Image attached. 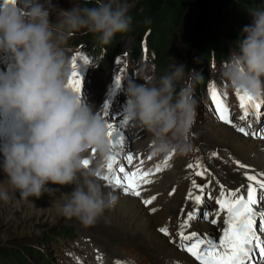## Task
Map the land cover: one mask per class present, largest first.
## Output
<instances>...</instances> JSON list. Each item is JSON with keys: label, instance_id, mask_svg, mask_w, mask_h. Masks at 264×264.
Here are the masks:
<instances>
[{"label": "clouds", "instance_id": "obj_1", "mask_svg": "<svg viewBox=\"0 0 264 264\" xmlns=\"http://www.w3.org/2000/svg\"><path fill=\"white\" fill-rule=\"evenodd\" d=\"M72 4L57 10L51 0H0V56L8 64V71L0 72V119L12 121L0 135V171L21 200L55 195L49 184L70 187L61 212L88 228L118 203L101 181L117 146L110 141L108 122L69 85L77 68L67 42L86 32L110 45L131 31L133 18L127 0ZM248 11L252 23L223 62L222 78L229 92L264 101V2ZM185 77V67L176 64L159 77H142L143 83L126 81L123 121L149 134L153 157L194 151L196 95L204 79L194 71ZM9 199L0 189V201Z\"/></svg>", "mask_w": 264, "mask_h": 264}, {"label": "rangeland", "instance_id": "obj_2", "mask_svg": "<svg viewBox=\"0 0 264 264\" xmlns=\"http://www.w3.org/2000/svg\"><path fill=\"white\" fill-rule=\"evenodd\" d=\"M78 2H82V0H78ZM127 2L130 4L129 14L132 17L136 9L137 0H127ZM51 3L57 10H69L73 7L72 0H51ZM255 6H258V4H255ZM238 16L241 21L233 20L235 27L232 32L235 36H238V32L240 31L243 33L244 27L252 23V17L249 12H237L235 18L238 19ZM162 17V15H159L158 18L156 17L154 20L155 24L151 27V38L153 41L154 37H159L157 26L158 21ZM50 20L52 23L56 22L55 12L50 17ZM141 27L142 23L138 19H133L131 31L123 35L118 34L110 45H104L103 51L105 56L102 60H99V63L95 65H91L90 63L85 64L86 73L81 92L83 97L94 106V110L97 109V105L103 98L110 79V86L114 85L118 75L121 76L122 80L124 72L127 73L130 79H133L131 77L132 71H130L132 67L126 59L129 52L133 53L143 40H147L145 33L147 28H143L140 32L139 29ZM167 32L168 36L175 42V52L177 53V56L172 55L168 57L167 72H170L176 64L184 66L183 63L187 54L179 45L180 31L178 24L168 26ZM244 35L238 36L239 40L244 38ZM165 40H167V37ZM239 40H224L225 43L220 48L224 61L232 50L235 49V45ZM94 42L97 41L91 34L86 32L76 33L67 42V47L70 49L68 55L71 57V52L75 48L77 49V46L83 45L86 49V46L89 44H97ZM150 45L146 46L149 52H147L145 46H142L143 53L141 54L140 52L139 55H141H138L137 59L135 57V60L133 58L131 62L135 70L142 66L143 70L148 72V75L154 74L156 77H159L161 76V65L158 61L157 45L154 43ZM85 56L88 58L87 55ZM83 66L84 64L82 66L79 63L77 64V71L80 77L82 76L80 72ZM207 66L210 67V64ZM192 69L194 71V66H192ZM7 71V58L0 56V72L6 73ZM194 72L199 74V71ZM218 72L222 73L219 61L208 72V75H210L208 90H203V87L200 91L197 89V117L192 133L196 139L199 137V140H197L199 143L195 147L199 148L201 152L213 147L220 148L219 153L216 152L215 156L211 155L214 158L202 157V160L205 162V164H202V167L208 169L219 166L221 173L226 174L237 186H240L244 182V172H248L249 169L255 174L264 172L262 169L252 168L248 161L238 153L237 148L243 149L252 145L251 147L254 152L257 153L256 151L260 149L259 146L264 145V139L241 136L228 128L227 124L220 121L216 110L209 103V96L207 94L208 91H211L213 85L216 86L221 98L225 100L229 112L232 108L224 93L221 92L223 78L217 75ZM212 75L215 76L213 77ZM185 79H187V70ZM124 97H126L124 92L117 94L113 107L118 108L117 104L122 102ZM119 119L117 127H123L126 129V133L132 137L131 141H128L129 138L127 139L126 151L133 152V148L140 149L147 140H150L149 134L145 131L132 124H124L123 116ZM11 124V120H6L0 135L10 128ZM137 139L140 140L136 141ZM204 156H207V153ZM240 161L247 167H240V165H243ZM156 164L161 165L158 162ZM179 165L180 162L177 165V169L174 168L172 172L168 173L167 185L169 184V186H164L161 180L154 187L160 193L163 188L166 187V191L172 184L177 183L175 194L170 197L163 194L153 204L156 207L158 206V208H162L159 212L154 213L145 208L137 196L131 194L118 196L115 194L118 197V203L113 208V212L111 210L108 212L112 213L113 224L114 222L116 224L119 222L125 224L124 226L127 227L125 231L117 230V228L112 229L111 226H107L101 220L95 226L85 228L76 219L66 218L61 212L62 196L63 193L71 191L70 187L65 188L49 184L50 188L55 189V195L49 196L45 194L39 199L21 200L19 195L11 190L6 182V176L0 171V189L7 190L10 196L9 201H0V264H77V257L80 258L82 264H116L117 261H120L121 264H128L130 259H135L136 264H164L165 262L155 257L160 253L158 250L160 247H166L167 250L175 252L173 254L174 258H172L173 262L187 259L193 264H199L192 260L186 254L187 252L179 249L177 242L173 240L172 234L165 236L163 233L156 232L157 227L163 221L169 218L174 219L177 211L179 213L187 202L186 200H182V193L179 192L180 187L183 186L182 180H179L181 175L176 173L180 169ZM229 178H227L228 182L230 181ZM101 181L105 186L110 185L103 180ZM194 228L201 233L215 234L212 228L198 220L195 221ZM111 232L115 235L112 236ZM80 239L82 241L85 239L87 243L78 242ZM79 243L81 244L79 245ZM90 248L92 253H88ZM166 263H168V260H166ZM260 264H262L261 261Z\"/></svg>", "mask_w": 264, "mask_h": 264}, {"label": "snow or ice", "instance_id": "obj_3", "mask_svg": "<svg viewBox=\"0 0 264 264\" xmlns=\"http://www.w3.org/2000/svg\"><path fill=\"white\" fill-rule=\"evenodd\" d=\"M78 61H83L84 64L90 63L86 56H74V68H77ZM115 84L116 87H120V75L117 76ZM69 85L74 91L81 92L82 80L78 71L73 72V78L69 81ZM236 95L242 110L241 119H246L250 114H254L258 119L264 118V115L260 111L261 107L264 106V101H255L253 98L239 91L236 92ZM211 97L220 121L235 127L238 132L245 136L251 134L254 138L264 139V133L261 131L249 133L245 127H240L233 123L229 108L225 100L221 98L215 85L211 89ZM108 127L110 129L109 138L113 146L122 145L124 137L117 135L115 126L112 123H108ZM212 155L215 156L216 153ZM151 158L149 156L148 159ZM134 159H136L134 156L126 155V163L124 161L118 163L116 156H114L107 165V175H104L102 179L113 187L122 189L125 194L139 197L141 196L143 186L151 184L153 181L149 178L150 170L144 171L138 165H134ZM171 159L172 156H168L164 161L163 167H168ZM84 163L85 167L89 165V161L87 160ZM139 164H143V161H139ZM128 165H133L135 171L129 168ZM188 167H196L199 169L200 164L195 166L189 164ZM240 167L247 166L240 165ZM161 170L162 167L159 165L155 168V172L157 173ZM195 175L202 176L204 173L197 170ZM247 180L250 183L246 186L244 192H241L239 189L226 192L223 186H221V192L215 198L219 207L214 212L206 210V206L205 208L200 207L204 203L206 186L197 185L195 180L192 181V189L189 190L187 198L193 200L197 207L187 213L186 219L180 225L178 233L180 243L177 246L182 251L187 252L199 264H251L253 256L255 255L252 250L254 243L256 249H258L260 261H264V241L257 235L258 231L264 232V173L247 175ZM257 186L260 190L259 196L257 195ZM197 190L199 194H196ZM208 195L211 198V194ZM155 199L156 196H152L150 199H145L143 203L147 206L152 204ZM152 211L155 212L156 209H152ZM201 214L206 220H209L210 216H215V218L209 220L212 224H216L221 214H223L222 222L224 227L221 229L219 236L209 234L200 235L196 231H192L187 235L185 234V229L190 226V222L197 219ZM160 231L165 236L169 235L167 227L161 228ZM260 261H257V264H260ZM77 264H82L78 257ZM116 264H121V262L117 261ZM174 264H184V262L174 261Z\"/></svg>", "mask_w": 264, "mask_h": 264}, {"label": "trees", "instance_id": "obj_4", "mask_svg": "<svg viewBox=\"0 0 264 264\" xmlns=\"http://www.w3.org/2000/svg\"><path fill=\"white\" fill-rule=\"evenodd\" d=\"M264 0H137L133 19L142 23L139 29L147 28L145 44L157 45L158 61L161 65V75L168 71V57L177 56L175 42L168 36L167 28L178 24L180 31L179 45L187 56L194 51L193 66L195 71L201 69L204 59H209L213 51L221 52L222 45L227 40H239L233 34L236 13H247L248 10ZM158 15V16H157ZM162 15L158 21V38H151V27L155 18ZM160 19V18H159ZM150 21V22H146ZM154 30V29H153ZM155 33V32H154ZM166 39L167 37V40ZM225 40V41H224ZM96 49L104 45L95 42ZM168 47L166 48V46ZM215 58L218 56L213 55Z\"/></svg>", "mask_w": 264, "mask_h": 264}, {"label": "bare ground", "instance_id": "obj_5", "mask_svg": "<svg viewBox=\"0 0 264 264\" xmlns=\"http://www.w3.org/2000/svg\"><path fill=\"white\" fill-rule=\"evenodd\" d=\"M95 43V42H94ZM93 48H94V50L95 51H100V49L101 48H99V49H96V47H95V45H93ZM209 60H212L211 58H209ZM1 134V133H0ZM262 144V143H261ZM237 145V144H236ZM235 145V146H236ZM243 145V144H242ZM250 145V144H249ZM252 146V145H251ZM251 146H247L246 148H237V151H238V153L239 154H241V156H243L247 161H248V163L250 164V166L252 167V168H254V169H262L263 170V172H264V145H260L259 147H260V149L258 150V151H256L257 153H255L254 152V150H253V148L251 147ZM237 147V146H236ZM258 146H257V148H259ZM258 169V170H259ZM72 190V189H71ZM105 190L106 191H112L114 194H117L118 196H124L125 195V193L123 192V190L122 189H119V188H114V187H112V186H110V185H107L106 187H105ZM125 200H126V198H125ZM113 210V209H112ZM111 210V211H112ZM114 211V210H113ZM112 211V212H113ZM101 220V222L102 223H104V224H107V226H111L112 227V229L113 228H117V230L118 229H120V231H125L126 230V226H124L125 224L124 223H122V222H119V223H115L114 222V224L112 223V221H113V218H112V213L110 212H106L105 214H104V216L100 219ZM116 224V225H115ZM110 227V228H111ZM111 234H112V236H114L115 234L114 233H112L111 232ZM261 240L262 241H264V233H263V237H261ZM142 242V241H141ZM151 248V247H150ZM158 249V248H157ZM172 249V248H171ZM159 250V254L158 255H156L155 257L158 259L159 258V260H161L162 262H165L166 263V260H168V263H166V264H174V262L172 261V258H174V256H173V254L175 253H173L172 252V250H167L166 249V247L165 248H159L158 249ZM157 254V253H156ZM154 259V258H153ZM255 259L257 260V261H260V258H258V256H255ZM157 261V260H156ZM180 261H183L184 262V264H193L190 260H180ZM256 261V262H257ZM256 262L255 263H253V264H256ZM164 263V264H165Z\"/></svg>", "mask_w": 264, "mask_h": 264}]
</instances>
